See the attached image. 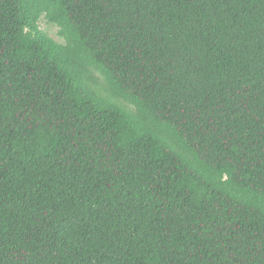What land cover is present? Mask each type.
Listing matches in <instances>:
<instances>
[{
	"label": "trees",
	"instance_id": "16d2710c",
	"mask_svg": "<svg viewBox=\"0 0 264 264\" xmlns=\"http://www.w3.org/2000/svg\"><path fill=\"white\" fill-rule=\"evenodd\" d=\"M0 264H264V0H0Z\"/></svg>",
	"mask_w": 264,
	"mask_h": 264
},
{
	"label": "rangeland",
	"instance_id": "374dc122",
	"mask_svg": "<svg viewBox=\"0 0 264 264\" xmlns=\"http://www.w3.org/2000/svg\"><path fill=\"white\" fill-rule=\"evenodd\" d=\"M40 30L44 31L54 40L61 42V38L58 36V27L53 24L46 23L43 19L39 22Z\"/></svg>",
	"mask_w": 264,
	"mask_h": 264
}]
</instances>
